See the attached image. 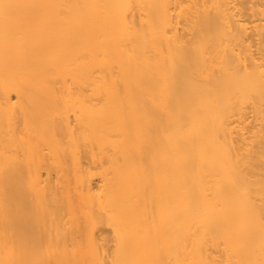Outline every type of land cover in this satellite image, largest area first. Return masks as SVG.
<instances>
[{"label": "bare ground", "instance_id": "6f19581e", "mask_svg": "<svg viewBox=\"0 0 264 264\" xmlns=\"http://www.w3.org/2000/svg\"><path fill=\"white\" fill-rule=\"evenodd\" d=\"M0 264H264V0H0Z\"/></svg>", "mask_w": 264, "mask_h": 264}, {"label": "rangeland", "instance_id": "374dc122", "mask_svg": "<svg viewBox=\"0 0 264 264\" xmlns=\"http://www.w3.org/2000/svg\"><path fill=\"white\" fill-rule=\"evenodd\" d=\"M96 182H97V180L94 181V183H96ZM99 233H102L103 237L109 235L106 229L100 230Z\"/></svg>", "mask_w": 264, "mask_h": 264}]
</instances>
